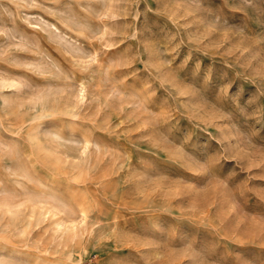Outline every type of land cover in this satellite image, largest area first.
Listing matches in <instances>:
<instances>
[{
    "label": "rangeland",
    "instance_id": "374dc122",
    "mask_svg": "<svg viewBox=\"0 0 264 264\" xmlns=\"http://www.w3.org/2000/svg\"><path fill=\"white\" fill-rule=\"evenodd\" d=\"M0 203V264H264V0H0Z\"/></svg>",
    "mask_w": 264,
    "mask_h": 264
},
{
    "label": "bare ground",
    "instance_id": "6f19581e",
    "mask_svg": "<svg viewBox=\"0 0 264 264\" xmlns=\"http://www.w3.org/2000/svg\"><path fill=\"white\" fill-rule=\"evenodd\" d=\"M0 204H2V203H0ZM14 207V206H13ZM82 213H83V210H82ZM83 218H85V214L83 213ZM70 222V221H69ZM20 225V224H19ZM55 225V224H54Z\"/></svg>",
    "mask_w": 264,
    "mask_h": 264
}]
</instances>
